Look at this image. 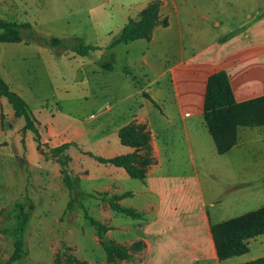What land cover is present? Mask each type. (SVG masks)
Here are the masks:
<instances>
[{
  "label": "crops",
  "instance_id": "1",
  "mask_svg": "<svg viewBox=\"0 0 264 264\" xmlns=\"http://www.w3.org/2000/svg\"><path fill=\"white\" fill-rule=\"evenodd\" d=\"M18 1L26 6L29 0ZM150 1L33 0V5L57 8L58 20L46 25L61 33L70 30L55 37L75 40L81 37L71 33L73 23L64 26L69 20L99 18L102 35L108 30L116 35ZM160 17L168 23L156 26L149 39L110 49L107 46L113 41L93 45L102 50L92 58L81 57L100 62L95 75L100 74L102 94L95 93L89 64H83L81 77L76 75L80 65L66 63L64 56L60 63L52 64L58 70H69L72 76L70 94H65L63 84L56 85L68 108L98 113L100 157L112 159L137 152L122 145L118 136L128 125H142L150 134L149 153L154 162L144 181L111 165L121 182V190L116 192L118 204L141 214L138 219L130 217V223L116 225L118 239L111 242L125 247L130 262L136 264H245L262 258L264 234L248 241L247 253L219 260L212 225L264 205L225 217L219 197L208 200L201 173L225 179L241 190L264 182V126L238 127L236 144L218 154L204 120L208 80L216 73L226 74L235 103L264 97V0H163ZM103 52L109 60H104ZM83 80L82 85L74 83ZM18 94L23 96L20 86ZM68 144L67 153L72 147ZM261 157L263 163L259 164ZM256 166L263 168L257 170ZM245 199L238 200V207L246 206ZM112 231L108 229L105 238L112 239Z\"/></svg>",
  "mask_w": 264,
  "mask_h": 264
},
{
  "label": "rangeland",
  "instance_id": "2",
  "mask_svg": "<svg viewBox=\"0 0 264 264\" xmlns=\"http://www.w3.org/2000/svg\"><path fill=\"white\" fill-rule=\"evenodd\" d=\"M27 2L25 6L24 2L18 0H0V20L27 22L36 31L48 36L70 33V30L64 33L54 28L51 30L46 25L58 20L55 14L57 8L34 6L33 0ZM152 4L157 5L161 18L163 0H151L137 18L130 20L139 21L142 12ZM98 19L69 20L68 26L67 23L64 26L69 28L73 23L75 30H71V33L81 37L75 40L84 44L105 45L121 35L122 31L113 35L109 30L102 35ZM83 29L84 33L78 31ZM107 54L102 53L104 60L105 57L106 60L110 59ZM62 56L66 63L80 65L81 68L76 71L80 77L83 64H89L90 78H93L96 86L95 93L102 94L100 74L95 75L99 61L78 57L71 51L62 52L35 43H4L0 39V77L17 93L18 86L22 87V97L34 113L37 108L40 109L35 116L40 122L37 127L45 152L66 142L72 143L68 153L71 156L69 170L74 179V189L70 191L63 181L60 165L55 159H45L36 150L34 135L30 131L23 132L24 118L16 117L7 99L0 97V264H136L116 252L111 260L108 259L97 238L96 229L88 219L91 217L107 229H113L112 239L106 237L108 241H117L116 225L121 226L132 220L116 213L112 206L114 203L119 205L116 192L121 190V182L116 179L119 176L117 169L88 156V153L101 156L97 140L98 113L71 110L56 90V85L61 83L66 86L65 94L72 92L69 88L73 84L69 70L63 67L58 70L52 65L60 63ZM83 82L74 83L82 85ZM132 125L147 137L146 143L136 148L140 161L151 159V163L145 167L147 172L154 162L149 153L150 134L144 126ZM139 151L145 152L139 154ZM261 159L259 164L263 163ZM254 168L258 170L263 167ZM201 175L208 200L219 197L227 212L225 217H235L264 205V182L249 184L241 190L235 189L234 184L225 179H212L203 172ZM244 198L246 206L238 207V200ZM20 212L29 214L23 236L24 256L11 262L15 251L14 231Z\"/></svg>",
  "mask_w": 264,
  "mask_h": 264
},
{
  "label": "trees",
  "instance_id": "3",
  "mask_svg": "<svg viewBox=\"0 0 264 264\" xmlns=\"http://www.w3.org/2000/svg\"><path fill=\"white\" fill-rule=\"evenodd\" d=\"M167 23V20L161 21L159 19L158 7L156 4H152L142 12V18L139 21L130 20L123 28L121 35L107 46V49L121 43L149 39L156 26H165ZM0 31V39L4 43H35L51 49H59L62 52L71 51L84 58H92L96 52L102 50L100 46L86 45L77 40L71 41L66 38L42 34L27 22L18 23L16 21L0 20ZM0 97L7 99L16 117L24 118L23 132L30 131L34 135L36 150L45 159L56 160L61 167L66 187L70 191H73L74 179L69 170L71 157L67 153L71 144L66 143L58 147L49 148V151L45 152L42 149V137L37 127L40 122L25 99L13 91L9 84L1 77ZM204 120L214 140L218 154H225L236 144L238 127L264 126V97L243 103H235L226 74L223 72L216 73L208 80L204 105ZM118 136L124 145L134 148L144 145L147 141L146 135L138 132L133 125L120 129ZM88 155L94 157L95 160L102 164H110L123 168L131 178L140 181L145 180V167L151 163L150 158L140 161L136 152L112 159L93 156L91 153H88ZM112 206L116 212L125 214L133 219L141 217V214L134 210L123 208L115 203ZM70 208L71 204L68 206V209ZM28 219L29 214L27 212H20L17 216V228L14 231L16 235L15 251L10 259L11 262L18 261L24 256L23 236ZM88 219L95 227L97 238L105 250L108 259L111 260L115 252L120 253L126 259H130V255L125 247L108 241L105 238V233L108 230L106 227L91 217H88ZM212 233L220 261L243 255L249 251L248 241L251 238L264 234V207L242 217L214 224L212 225ZM245 264H264V257Z\"/></svg>",
  "mask_w": 264,
  "mask_h": 264
}]
</instances>
